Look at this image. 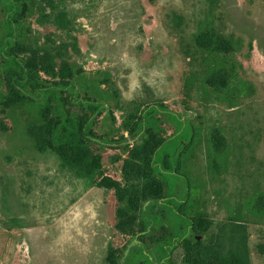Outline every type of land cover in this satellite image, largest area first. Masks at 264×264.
Returning <instances> with one entry per match:
<instances>
[{
    "label": "rangeland",
    "instance_id": "374dc122",
    "mask_svg": "<svg viewBox=\"0 0 264 264\" xmlns=\"http://www.w3.org/2000/svg\"><path fill=\"white\" fill-rule=\"evenodd\" d=\"M35 2L27 44L53 68L40 74L58 79L74 65L101 85L108 113L98 134L129 137L150 103L187 119L181 176L165 177L176 196L188 191L178 210L193 219L192 238L171 263L264 264V0ZM3 22L0 2V35ZM5 93L0 70V264H160L157 244L183 226L150 221L147 208L167 190L151 149L91 143L88 166L39 149L31 115L8 107ZM158 116L159 134L170 136L175 125Z\"/></svg>",
    "mask_w": 264,
    "mask_h": 264
},
{
    "label": "trees",
    "instance_id": "16d2710c",
    "mask_svg": "<svg viewBox=\"0 0 264 264\" xmlns=\"http://www.w3.org/2000/svg\"><path fill=\"white\" fill-rule=\"evenodd\" d=\"M35 1L38 0H0L4 6V22L0 35V70L6 81V93L2 96L4 103L10 108L21 107L31 115L28 134L35 140L37 148L54 147L63 157L85 166L90 165L95 156L90 148L91 143L101 147L120 148L126 151L131 145L130 140L137 147L151 149V167L153 172L167 184L163 196L154 197L147 212H153L157 223L159 217L165 215L174 218L176 224L183 229H175L156 246L160 264H172L173 250L184 240L192 238L193 219L178 210L185 201L170 190L166 174H181L176 169V159L184 145V141L191 135L181 136L190 129L187 119L179 112L169 108L164 103H150L146 105L130 131L129 137H109L98 134L94 127L98 118L108 110L106 100L100 84L87 78V73L76 66H68V74H62L58 79H45L41 71L50 72L51 67H43L42 57L28 47L30 25L28 17L33 14ZM51 68V69H50ZM102 83V82H100ZM101 92V93H100ZM85 109V115H75L67 107L66 100ZM162 115L175 125L174 132L163 137L159 134V120ZM179 137L173 151L165 152L166 142ZM166 149V148H165ZM163 150V151H162ZM123 210L129 212L131 199L122 196ZM153 210V211H152ZM145 217V216H144ZM146 218V217H145ZM151 228L149 219H143Z\"/></svg>",
    "mask_w": 264,
    "mask_h": 264
}]
</instances>
